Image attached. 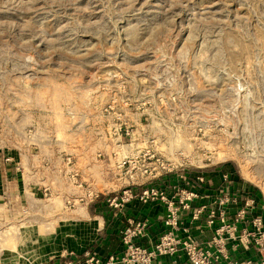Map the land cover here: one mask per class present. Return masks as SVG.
<instances>
[{"label": "rangeland", "instance_id": "374dc122", "mask_svg": "<svg viewBox=\"0 0 264 264\" xmlns=\"http://www.w3.org/2000/svg\"><path fill=\"white\" fill-rule=\"evenodd\" d=\"M79 152L113 187L121 159L156 153L230 164L264 198V0H0V168L64 157L78 186ZM19 191L0 184L1 263L79 195Z\"/></svg>", "mask_w": 264, "mask_h": 264}, {"label": "built area", "instance_id": "2783aa9c", "mask_svg": "<svg viewBox=\"0 0 264 264\" xmlns=\"http://www.w3.org/2000/svg\"><path fill=\"white\" fill-rule=\"evenodd\" d=\"M131 158L117 163V173L126 178L106 194L107 203L116 210L133 200L162 203L167 211L163 232L151 247L143 246L137 238L145 225L129 220L121 232V255L104 260L85 251L79 264H155L158 258L179 255L185 264H264V198L255 197L252 186L218 166L187 165L179 155L166 159L145 153L139 161ZM99 195L88 193L92 198ZM198 227L209 230L210 236L197 239L193 229ZM77 263L69 259L63 264Z\"/></svg>", "mask_w": 264, "mask_h": 264}, {"label": "crops", "instance_id": "0c3cea01", "mask_svg": "<svg viewBox=\"0 0 264 264\" xmlns=\"http://www.w3.org/2000/svg\"><path fill=\"white\" fill-rule=\"evenodd\" d=\"M81 154L82 152L78 153L79 169L82 166L85 172L81 173L88 176L87 182L79 183L78 186H74V182L78 181L75 175L70 176L69 163L64 157L62 159L58 157L60 167L56 171H52L49 167H41V169L37 168L32 173L28 172L25 175L24 172H20L19 168H14L12 165H7V169L0 168L2 187L9 186L12 189L15 188L16 191L22 189V195L30 202L33 201V192L38 191L42 196L47 195L45 191H49L51 197L58 199L57 202L60 205L66 203L71 193L72 195L74 193L79 194H76L78 196L74 199L72 209L58 213L56 217L53 216L54 218L48 217L47 221L54 222V229L46 231L41 236V243L35 249L32 245L33 242H30L26 252H24L25 262H21V264L32 260L37 264H63L69 259H74L79 264L85 251H90L104 260L111 255H121L124 249L121 232L129 225V220L145 225L142 234L137 238V242L143 246L151 247L163 232V219L167 211L162 203L133 200L122 210L110 207L107 203L106 194L117 190L121 183L117 185L118 187H113L115 183L110 181L107 171H104V174L101 172L100 177H96L94 172V168L97 166L96 156L93 152H87L84 155L88 159L86 161V158ZM82 158L84 159L83 162ZM124 178H126L124 174L120 175V182H123ZM22 179L23 184L21 183ZM161 180L163 179L154 182L159 183ZM96 184L102 185L103 190L106 191H99L98 197H89V191L95 190ZM49 201L52 204L51 198ZM49 207L58 210V207ZM193 233L197 239L202 241L211 234L209 230L204 229L202 231L199 227L194 228ZM64 253H72V256L68 257ZM9 255L10 258H5V260H10L11 264H17L16 255L10 253ZM3 263L10 264L9 262ZM3 263L0 262V264ZM155 264H185V259L181 255L161 257Z\"/></svg>", "mask_w": 264, "mask_h": 264}, {"label": "trees", "instance_id": "16d2710c", "mask_svg": "<svg viewBox=\"0 0 264 264\" xmlns=\"http://www.w3.org/2000/svg\"><path fill=\"white\" fill-rule=\"evenodd\" d=\"M218 169L222 172H228V173H231L233 174V169H232V166L230 164H221L218 166ZM253 195L255 197H257L258 199L262 200V195L259 193V191H257V189L254 188L253 190Z\"/></svg>", "mask_w": 264, "mask_h": 264}]
</instances>
